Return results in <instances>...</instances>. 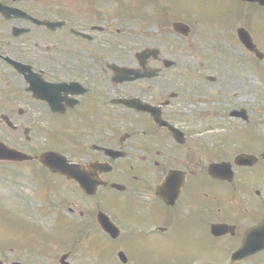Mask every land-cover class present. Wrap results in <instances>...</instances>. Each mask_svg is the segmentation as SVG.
I'll use <instances>...</instances> for the list:
<instances>
[{
    "label": "flooded vegetation",
    "instance_id": "1",
    "mask_svg": "<svg viewBox=\"0 0 264 264\" xmlns=\"http://www.w3.org/2000/svg\"><path fill=\"white\" fill-rule=\"evenodd\" d=\"M23 1L30 2L26 4L28 8H23L32 18L62 23L52 29L31 19L0 14V104L22 103L17 113L26 117L21 126L25 144L10 146L33 157L0 160V169L4 164L16 175L19 170L38 172L34 176L44 181L48 191L55 195L57 191L72 193L69 203L78 206L63 200L57 204L56 212L80 225L84 239L80 240L79 234L66 244L71 246L53 240V217L48 230L47 226H34L40 246L30 249L3 245L0 264H166L177 250L188 264L217 260L250 264V257L238 263H232L230 258L247 229L264 220V134L249 127L247 107L226 104L228 116L240 119L247 127L244 140L232 134L217 140L218 145L215 141L207 144L193 140L190 123L194 116L189 119V113L194 111L185 108L190 102L193 109L199 110L194 104L201 99L198 93L195 99L194 94L188 98L190 89L185 87L186 78L181 72L185 67L162 56L159 48L147 52L139 65L121 64L116 59L119 53L115 40L104 38L99 44L97 35L106 28L89 22L83 10L57 15L47 2L41 12L35 9L40 7L38 0ZM234 1L237 10L229 13L228 20H217L223 27H231L228 33L237 36L239 26L248 29L252 21L244 10L240 11L244 1ZM0 2L19 8L18 0ZM93 15L97 18L96 13ZM24 28L25 32L18 34ZM203 30L199 33L207 35L212 31L210 27ZM54 41L63 43L64 64L55 65L50 57L35 61L24 56L28 53L23 52L24 42H32L34 48L43 47L45 52H56L57 46L49 47ZM243 49L246 62L250 53L244 45ZM10 60L29 65L30 71L24 67L20 71ZM123 65L137 71L133 79L134 74L116 76L114 69ZM199 67L193 66V71L187 73L193 86L217 82L218 76L202 75ZM90 78L105 82L108 79L109 92L106 87L102 90L84 81ZM61 82L70 85L66 91H53L49 86ZM134 99L141 101L138 107L119 101ZM1 115L7 117L5 122L0 118V126L12 132L21 129L8 111ZM40 122L46 128L44 134H39L46 146L38 148L34 132L41 128ZM208 130L213 132V128L205 129L206 133ZM241 141H259L261 146L248 150ZM50 150L66 158L61 167L74 178L49 170L34 159ZM240 156L245 160L239 161ZM39 173L50 178L52 184L40 178ZM202 182L205 185L201 186ZM215 226L221 229L212 230ZM97 235L111 245L92 247L91 237ZM203 242L205 253L201 249ZM57 245L63 249L60 256L54 251ZM83 247V261L87 263H79L73 255ZM10 252L16 254L10 257Z\"/></svg>",
    "mask_w": 264,
    "mask_h": 264
},
{
    "label": "rangeland",
    "instance_id": "2",
    "mask_svg": "<svg viewBox=\"0 0 264 264\" xmlns=\"http://www.w3.org/2000/svg\"><path fill=\"white\" fill-rule=\"evenodd\" d=\"M46 2L51 8L50 10L56 11L57 15H60V13L66 14L67 11L70 14L77 13V9H79V11L83 10V17L89 18V22L105 27L106 31L102 35H97L98 43L100 44L104 38H107L108 41L113 38L117 45L115 48L119 53L116 59H119L121 64L136 65V59L133 58L134 52L143 50L144 47L154 46L161 50L162 56L172 58L182 67H185L181 72L186 78L185 87L190 89L188 98L191 99V94H194L195 96L192 97L195 99L198 93L201 99L198 105L194 104L199 110L193 109L190 102L186 103L187 107L185 108H191L194 111L191 114L189 113V119H193L194 116V122L190 123L193 128L191 130L193 131V140L203 141L207 144L215 141V145H218L220 143H217V140L228 138L230 134L233 138L238 137L239 140L247 138L245 136L247 127L243 125L240 119L228 116L229 110L227 111L226 104L234 108L247 107L251 121L249 127L253 129V126L256 132L264 134V75L260 77V73L264 70V61L257 62L250 54L245 62L242 58L245 50L238 41L236 34L228 33L231 27H223L217 20H228L229 13L237 10L238 4L234 0H146L145 2L141 0H38L40 7H35V9H40L42 12L43 5ZM140 3H145L147 6L140 5ZM26 4H30V2L23 1L19 6L28 8ZM242 10H244L243 6L240 8L241 12H243ZM165 11L168 14H165ZM162 12L163 17L161 16ZM93 13H96L97 18L93 17ZM258 14L259 12H256L254 16ZM254 16L252 17L254 21L249 24L248 29L250 27L249 32H251L253 40L258 44L263 42L261 46L264 48L261 23H258V17ZM207 18H209L207 21L210 24L202 25L201 19L206 20ZM174 20L189 24L192 28L190 35L183 38L173 33L170 21ZM193 21L199 23L195 22V24ZM209 25H211L212 31H208L207 35L199 33L203 32V29H206ZM262 25L264 27L263 22ZM109 30L112 34H109ZM115 30H117V35H115ZM52 43L49 47L57 46L56 52H45L43 47L34 48L32 42H24L23 52H28L24 56L31 57L35 61L36 59L50 57L53 64H64L66 55L64 48H62L63 43L58 41ZM206 61H208V64L205 63ZM200 63L202 67H199ZM193 66L199 67L197 70H200L202 75L203 73H209L218 76L217 82L214 84L204 83L197 87L193 86V83L187 80V73L193 71ZM84 81L96 88L101 89L102 87V90L106 87L109 92L111 84L108 79H106L107 82L92 78ZM22 107L20 101L0 104V113L8 111L9 116L13 118V122L21 127L26 117L19 115L17 110ZM197 112L201 113L197 115ZM60 122L62 121H58V124ZM62 124H65V121ZM43 125H46V123L43 122ZM4 126H0V140L12 146L19 143L24 147L23 128L21 127L20 130L12 132ZM40 127L39 130L34 132L36 139H34V142H36L38 148L46 146L45 139L39 136L41 132L44 134L46 128L41 125V122ZM232 127H235L236 131L232 130ZM210 128H213V132L208 133V130L206 133L205 129ZM218 128L222 131L221 133L217 130ZM241 142L248 150L261 146L259 141ZM2 171L0 172V256L3 250L1 245L6 247L19 245L30 249L40 246V238L34 225L47 226V224H51L49 222L53 217L56 228L53 231V238L51 235L47 236L49 240L52 238L65 246H71L66 244H70L72 239L79 234L80 240L84 239L82 231L80 232V225H74L68 218L56 213L57 209L52 207L50 203L44 202V195L40 196V193H38L41 187L38 183L36 184L35 178L37 177H32L31 171L19 170L17 176L12 168ZM39 175L40 178L52 184L48 180L50 178L45 177L43 173H39ZM203 185H205L204 182L201 183V186ZM57 192L53 196V201L63 202L64 200L67 203H72V193ZM20 203L21 206H19ZM71 206L78 205L74 203ZM52 212L54 213L52 214ZM45 229L48 230V226ZM90 243L95 248L99 246L105 248L111 245V242L101 235L91 237ZM204 244L203 242L201 246L202 253L207 251ZM59 246L61 245H57L54 249V251H57V256H60L63 252L62 248H58ZM82 250H84V247L80 250L76 249V253L73 255H75L76 260L81 261L79 263H87L83 261L85 255L81 252ZM177 252L178 250L170 255V259L166 261V264H172L174 261H176V264H188ZM15 254L16 252L8 253L10 257ZM257 259L255 258L251 263H259ZM88 262L93 261L89 260Z\"/></svg>",
    "mask_w": 264,
    "mask_h": 264
},
{
    "label": "water",
    "instance_id": "3",
    "mask_svg": "<svg viewBox=\"0 0 264 264\" xmlns=\"http://www.w3.org/2000/svg\"><path fill=\"white\" fill-rule=\"evenodd\" d=\"M256 1L262 2L263 0H256ZM0 11H2L4 14L12 12L11 9H9L8 7L2 4H0ZM16 11L23 14L19 10H16ZM174 28L179 31L181 28H184V26L182 24H175ZM243 39H244V35H243ZM246 41L250 48L251 42H249L248 39ZM8 155H12V153L6 150H2V155H1L2 158H6ZM37 159H39L42 163L49 165L52 169L58 172H62V170L58 167L59 155L57 153H54V152L44 153V154H41L40 157H38ZM262 248H264V222L259 223L258 226H255L251 228L250 231H248L243 243L241 244L240 248L235 253V255H233V258L234 259L242 258L251 253L257 252Z\"/></svg>",
    "mask_w": 264,
    "mask_h": 264
}]
</instances>
